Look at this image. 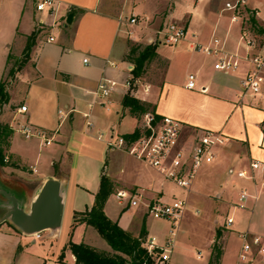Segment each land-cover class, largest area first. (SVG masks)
Listing matches in <instances>:
<instances>
[{
  "label": "crops",
  "instance_id": "crops-1",
  "mask_svg": "<svg viewBox=\"0 0 264 264\" xmlns=\"http://www.w3.org/2000/svg\"><path fill=\"white\" fill-rule=\"evenodd\" d=\"M37 1L0 0V81L6 82L8 94V101L0 110V124L12 129L4 164L0 166L9 169L10 176L4 175L5 178L26 188L27 202L44 180L59 179L64 196L63 216L68 210L69 220L66 229L53 235H49V230L43 232L41 239L47 240L65 233L64 241L51 252L33 235L23 234L5 221L0 223V264H73L74 256L67 248L62 261L58 260L69 240L110 251L94 227L74 221V212L92 206L101 174L111 180L116 192L139 195L136 206L130 205L128 199L121 201V212L136 207V224L108 209L109 198L115 197L113 189L104 203L105 214L134 237L143 228L144 240L153 237L157 244H163L171 238L172 253L176 242L165 236V230L152 229L144 203L170 201L175 197L170 193L177 186L157 170L109 146L113 137L130 134L141 125L144 113L131 112L122 105L127 93L149 103L157 117L177 119L182 124V140L191 141L194 134L206 129L219 130L226 138L217 147L215 159L199 168L185 194L212 197L217 212L231 205L236 211L247 209V224L237 223L235 218L230 224H226V219L214 221V232L215 226L224 223L226 229L233 228L232 233L221 236L223 253L219 264H264V253L252 243L251 251L240 256L244 254L242 232L251 234L249 242L258 236L264 245L262 171L254 172V180L239 178L229 171L248 169L251 157L264 161V81L260 96L242 95L240 78L250 68L246 61L236 72L215 70L213 58L190 44L191 34L202 44L217 37L224 42L225 50L236 52L241 58L250 53L264 56V36L248 29L257 40L255 47H249L240 39L244 17L237 15L236 9L225 7L226 3L243 6L264 28V0H172L173 5L161 15H156L157 0H56L58 9L54 12L37 11ZM69 13L73 15L66 22ZM132 15L137 17L136 24L129 22ZM171 20L187 28V37L175 45L157 41L156 55L145 62L141 76L132 85L127 84L134 67L130 46L151 43L158 37L156 30ZM34 30L36 37L28 60L5 79L10 60L21 56L27 36ZM151 66L159 69L157 81L148 77ZM189 73L196 76V88L186 86ZM102 77L115 81L106 97L96 93ZM23 104L27 109L19 112L18 107ZM23 124L31 126L33 135L26 137L19 130ZM242 189L254 197H249L243 206H235ZM73 192L80 198L71 196ZM233 195L236 199L232 202ZM257 209L261 218L254 226L252 215ZM169 230L176 236L173 223ZM235 237L239 239L238 246L230 253ZM213 241L211 238L207 245L206 264ZM169 259L166 264H170Z\"/></svg>",
  "mask_w": 264,
  "mask_h": 264
},
{
  "label": "built area",
  "instance_id": "built-area-1",
  "mask_svg": "<svg viewBox=\"0 0 264 264\" xmlns=\"http://www.w3.org/2000/svg\"><path fill=\"white\" fill-rule=\"evenodd\" d=\"M225 7L237 10L238 6L226 3ZM35 9L37 11L46 10L47 12H54L58 9V3L56 0H38L35 3ZM129 22L136 24L137 17L132 15L129 18ZM156 34L158 37L151 43L160 41L169 45H175L187 37L188 30L185 26L171 21L162 24L156 30ZM191 37L193 38L190 41L191 47L211 56L214 60L213 68L215 70L225 73L236 72L240 68L241 62L246 61L250 65V68L240 78L242 95L248 94L251 97L261 95L264 81L263 55L250 53L241 58L236 52L225 50L224 42L217 37H212L206 44L195 40V34H191ZM240 39L245 40L249 47H255L257 44L255 36L250 34L246 28H242ZM49 40H53V38L50 37ZM83 61L86 62L87 59H83ZM127 84H129V81ZM114 85L115 81L102 77L97 85V95L99 97H106ZM186 86L188 88H196L195 74H187ZM26 109L25 104L18 107L19 112H25ZM90 124L89 122L88 125ZM19 130L26 137L33 135L31 126L27 124L20 125ZM225 140L226 138L221 132L214 129H206L194 134L191 141L182 140V124L177 119L167 115L156 117L153 112L148 111L142 115V122L138 128L136 137L117 136L109 143V146L111 149L123 151L157 170L164 179L180 187L184 193H188L199 168L211 163L215 159L217 147L222 145ZM263 163V160L251 157L248 169L235 171L230 169L229 171L234 172L239 178L254 180V172L261 170L264 178ZM249 197L254 196L249 195L245 189H242L234 205L243 206ZM115 198L118 202L128 199L129 204L132 206L139 204V195H131L126 191H118L115 194ZM144 205L149 215L155 218L170 220L173 223V227H175L176 221L181 217L185 209V200L174 197L168 202L155 200L151 203H144ZM232 221L233 215L231 214L227 216L226 224H230ZM42 233L37 232L32 235L35 239H41ZM250 235L247 231L240 233V237L244 241L242 245L244 254H240L241 257H244L245 253L251 251V243L258 246V252L264 253V245L260 244V238L253 236L251 237L252 241L249 242L248 238H250ZM143 243V247L151 256L154 264H164L168 261L173 246L171 238L167 239L163 244H157L153 237L146 239Z\"/></svg>",
  "mask_w": 264,
  "mask_h": 264
},
{
  "label": "rangeland",
  "instance_id": "rangeland-1",
  "mask_svg": "<svg viewBox=\"0 0 264 264\" xmlns=\"http://www.w3.org/2000/svg\"><path fill=\"white\" fill-rule=\"evenodd\" d=\"M157 1L159 4L158 5L159 10H157L156 15H161V13H163V11H165V9L169 7V5L170 7L171 5H173L172 0H157ZM236 12L237 14L245 18V21L243 20L242 22V27L246 29H252L250 21H249V17L251 16V13L247 12L243 6L238 7ZM171 21L181 24L179 21H175V20H171ZM171 21H167L165 23H168ZM251 32L252 31H250V34ZM20 59H22V56L17 57L16 60L14 59L10 60V64L5 73V79H7L9 76L8 74L9 69L16 64L15 61H18ZM149 74H148V77L151 78L153 81H157L160 77L159 69L155 70V67H152V66L149 68ZM131 85H132V82H131ZM135 117H136V121L140 120V115L138 113L135 114ZM115 138L116 137H113L111 142ZM5 156H6V152H5ZM1 175H3V177ZM4 175L10 176L9 169L7 168L4 169V168H1L0 166V178H2L3 180V185L10 188V190L7 188L5 189H7L8 193L14 195L15 198L17 199L18 204L21 205L23 197L25 195L26 188L21 185H15L14 183L9 181L11 180V178H5ZM112 189H113V192L115 191V194L118 192V191L116 192V188L115 186H113V184H112ZM235 192L236 191H234V193ZM172 194H174V196L177 198H183L185 200V205H186L185 210H183V213L181 214V217L176 221V225H175L176 236H172L169 232L170 231L169 229L172 225V221L166 220V219L155 218L152 215H149V218H148L152 229L159 230L162 232L163 230H165L166 232L165 236L167 238L173 237L174 241L176 242L173 248V251L170 255V259H169L170 264H206L205 256H206V251H207V245L211 238L214 239L215 232L219 231L221 233V236H223L224 232L226 233L233 232L232 227H228L226 229L225 223L223 225L215 226V232H214V221L219 219L224 222L226 219V216L231 215V214L233 215V218H235V221L242 225L247 224L249 221V213L247 209L236 211V210H233L232 208L233 205H231V206L219 208L217 212V210H215L216 203L213 201L214 199H212V197L205 199L204 197L195 195L193 193L185 194L184 191L178 186L173 187V190L171 191L170 196H172ZM71 196H73L76 199L80 198V196L77 194L75 195L74 192L72 193ZM25 198L27 200L26 195H25ZM1 199L5 201L3 195H0V214L4 212V210H1L2 208ZM235 199H236V195L235 196L233 195L231 198V201L233 202V200L235 201ZM25 204L27 205V202H25ZM108 209L112 212L117 211V213L121 215L122 220L126 219L132 224H136L137 221L139 220V218L136 215V211H135L136 207L134 208L131 207L128 211L124 210L121 212V209H122L121 202H118V200L114 196H111L108 200ZM195 209H199V212L195 213L194 212ZM260 218H261V214H260V211L257 209L252 215V223L254 226L258 225ZM68 220H69V212L67 210L63 216L60 229L61 228L66 229ZM5 222L8 225H11L9 221H5ZM221 236L219 237L217 241L218 245L219 243L220 245L222 244ZM63 239H65L64 232L61 233V236L53 240H47L44 238L39 239L41 240L39 241V244L48 246L47 250L48 252H51L64 241ZM238 242H239L238 238L235 237L232 239L230 243V253H233L235 251V249L238 246L237 245ZM197 254H198V257L196 256ZM48 257H50L49 254H48Z\"/></svg>",
  "mask_w": 264,
  "mask_h": 264
},
{
  "label": "trees",
  "instance_id": "trees-1",
  "mask_svg": "<svg viewBox=\"0 0 264 264\" xmlns=\"http://www.w3.org/2000/svg\"><path fill=\"white\" fill-rule=\"evenodd\" d=\"M252 29L255 33L264 36V28L259 26L253 16L249 17ZM36 31H32L27 36L25 46L22 51V59L15 61V65L9 69L8 74L13 76L15 72L22 68L29 58L31 47L34 44ZM157 43L147 44L143 47L140 45H132L129 49V55L134 63L132 69L131 83L134 79L141 76L143 73L144 64L146 61L151 60L155 55V47ZM11 59V56H8ZM8 101V94L6 91V82L0 81V110L2 105ZM122 105L129 107L131 112L145 113L151 110L150 104L143 102L129 93L125 94L122 99ZM156 116V115H155ZM157 117V116H156ZM12 133V129L8 125L0 124V165L4 164L5 149L8 146V139ZM138 134V129L132 133L124 135V137L134 138ZM5 146V147H4ZM112 192V182L105 175L101 174L99 189L95 193L94 202L89 209L83 212H74L76 218L74 221H82L91 225L99 233V235L107 242L110 247L109 251H101L96 248L83 243H75L71 240L61 250L58 260L62 261L64 257V250L67 248L74 256L73 264H154L151 256L143 247L144 242V229L142 228L138 237L132 236L128 231L122 229L116 221L111 220L104 212V203ZM221 233L215 232V237L211 249V254L208 264H219L222 254V245L217 244Z\"/></svg>",
  "mask_w": 264,
  "mask_h": 264
},
{
  "label": "water",
  "instance_id": "water-1",
  "mask_svg": "<svg viewBox=\"0 0 264 264\" xmlns=\"http://www.w3.org/2000/svg\"><path fill=\"white\" fill-rule=\"evenodd\" d=\"M72 15V13L67 15L66 22H70ZM5 188L10 190L5 185L0 186V195L5 199V201L1 199V210L4 212L0 214V223L9 221L13 227L27 235L46 230L50 231L49 235H53L60 229L64 196L59 179L50 177L44 180L29 202L24 195L21 205Z\"/></svg>",
  "mask_w": 264,
  "mask_h": 264
}]
</instances>
